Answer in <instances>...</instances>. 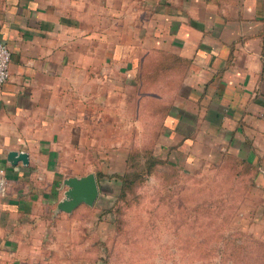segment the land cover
Instances as JSON below:
<instances>
[{
  "label": "crops",
  "instance_id": "0c3cea01",
  "mask_svg": "<svg viewBox=\"0 0 264 264\" xmlns=\"http://www.w3.org/2000/svg\"><path fill=\"white\" fill-rule=\"evenodd\" d=\"M0 41L11 51L0 87V256L45 264L66 245L86 204L57 210L62 180L96 175L92 160L104 155L124 165L128 129L143 118L138 70L157 51L184 66L157 94L169 108L156 152L186 172L246 160L264 224V0H0ZM10 150L28 163H10Z\"/></svg>",
  "mask_w": 264,
  "mask_h": 264
},
{
  "label": "rangeland",
  "instance_id": "374dc122",
  "mask_svg": "<svg viewBox=\"0 0 264 264\" xmlns=\"http://www.w3.org/2000/svg\"><path fill=\"white\" fill-rule=\"evenodd\" d=\"M149 105L144 101L143 118L128 129L126 155L141 144L158 155ZM229 158L190 172L157 165L123 199L118 195L127 159L124 165L107 155L92 160L96 171L114 170L98 175L108 189L99 191L94 205H82L71 239L59 254H45V264H264V224L249 201L255 194L251 173ZM8 258L0 256V264H29L28 256Z\"/></svg>",
  "mask_w": 264,
  "mask_h": 264
},
{
  "label": "trees",
  "instance_id": "16d2710c",
  "mask_svg": "<svg viewBox=\"0 0 264 264\" xmlns=\"http://www.w3.org/2000/svg\"><path fill=\"white\" fill-rule=\"evenodd\" d=\"M182 61L183 60L177 55L157 51L154 54L149 53L146 55L143 62L140 64L137 82L138 89L142 91L140 98L143 99V102L142 104L140 103L139 113L141 112L140 116H144V101L147 102L148 105L152 100L155 102L154 104L151 103L152 105H149V113L156 116L152 118L155 120L153 125L155 124V126L158 127L156 137L160 134L161 125L163 124L162 117L166 114L169 108V103L158 101L157 94L162 90H172V88L179 83L180 77L178 76L184 66ZM132 151L133 153L126 155L127 161L121 177V185L118 195L120 199L126 198L128 192L134 187V184H137L141 177L146 173H150L157 165L166 163L167 166H170L174 171L181 170L177 165L168 161L166 157H161L155 154L152 145L146 147L144 144H141L140 146H135ZM230 159L234 160L235 163H240L244 166L246 172L251 173V167L246 160H241L233 156H230L228 160ZM230 166L233 170L236 168L233 164H230ZM99 174L104 175L103 172L97 171L96 177H98ZM262 245V243H259V246Z\"/></svg>",
  "mask_w": 264,
  "mask_h": 264
},
{
  "label": "water",
  "instance_id": "95a60500",
  "mask_svg": "<svg viewBox=\"0 0 264 264\" xmlns=\"http://www.w3.org/2000/svg\"><path fill=\"white\" fill-rule=\"evenodd\" d=\"M28 163V153L23 150H10L8 161L15 164L17 161ZM62 185L65 186L63 196L56 204L59 211L72 212L79 204L94 205L99 194V186L93 171L83 175H69L63 178Z\"/></svg>",
  "mask_w": 264,
  "mask_h": 264
},
{
  "label": "built area",
  "instance_id": "2783aa9c",
  "mask_svg": "<svg viewBox=\"0 0 264 264\" xmlns=\"http://www.w3.org/2000/svg\"><path fill=\"white\" fill-rule=\"evenodd\" d=\"M11 59V51L6 43L0 41V87L7 80L9 75V61ZM5 178L2 175V169H0V190L5 187Z\"/></svg>",
  "mask_w": 264,
  "mask_h": 264
}]
</instances>
